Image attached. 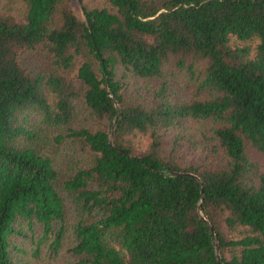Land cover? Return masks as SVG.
I'll return each instance as SVG.
<instances>
[{
	"label": "trees",
	"instance_id": "1",
	"mask_svg": "<svg viewBox=\"0 0 264 264\" xmlns=\"http://www.w3.org/2000/svg\"><path fill=\"white\" fill-rule=\"evenodd\" d=\"M251 151L264 0H0V264H264Z\"/></svg>",
	"mask_w": 264,
	"mask_h": 264
},
{
	"label": "rangeland",
	"instance_id": "2",
	"mask_svg": "<svg viewBox=\"0 0 264 264\" xmlns=\"http://www.w3.org/2000/svg\"><path fill=\"white\" fill-rule=\"evenodd\" d=\"M195 130H203L208 127L205 123H192ZM251 156L254 159H258L261 163H264V157L258 153L251 151ZM17 243L26 249V253L18 255L15 260L17 264H75V257L67 251L66 246L70 243V239L66 238L63 242L62 248L55 254L52 255L48 252L46 247H42L41 252L38 255L32 254V248L27 242L18 240Z\"/></svg>",
	"mask_w": 264,
	"mask_h": 264
},
{
	"label": "water",
	"instance_id": "3",
	"mask_svg": "<svg viewBox=\"0 0 264 264\" xmlns=\"http://www.w3.org/2000/svg\"><path fill=\"white\" fill-rule=\"evenodd\" d=\"M113 129V125H112V127H111V130ZM111 135H112V131H111V134H110V140H111ZM173 175H176V176H179V175H182V174H184V173H176V172H173L172 173ZM201 200H202V198H201ZM200 208V204L198 205V209ZM210 231H211V233L214 235V232H213V229H212V227L210 226ZM217 245V244H216ZM216 251H217V253H218V247L216 246Z\"/></svg>",
	"mask_w": 264,
	"mask_h": 264
}]
</instances>
